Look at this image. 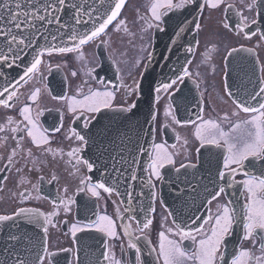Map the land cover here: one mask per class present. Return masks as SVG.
Returning a JSON list of instances; mask_svg holds the SVG:
<instances>
[{
  "label": "snow or ice",
  "instance_id": "snow-or-ice-1",
  "mask_svg": "<svg viewBox=\"0 0 264 264\" xmlns=\"http://www.w3.org/2000/svg\"><path fill=\"white\" fill-rule=\"evenodd\" d=\"M240 3L241 9H237L233 3L227 4L223 11L234 12L236 35L250 40L257 35L256 31L251 30L252 26L258 20H264V0H240ZM223 5L225 0H147L145 12H138L141 32L144 33L141 39L148 40L147 46L141 47L146 56L137 59L135 66L139 68L142 65V75L148 72L154 61L153 41L157 32L169 35L171 31L170 44L176 46L193 27L197 34L202 31L200 19L205 11L211 13L220 10ZM125 6L126 0H92L91 3L89 0H0V80L5 85L0 90V108L16 109L19 104L18 115L21 118L17 121L8 116L6 124H0V132L10 131L13 139L17 140L0 172L12 168L17 173L23 172V168H16V157L23 151L25 138L37 150L51 153L54 158L63 157V149H52L49 145L52 134L61 132L66 118L74 123L80 122L82 126L80 131L74 127L69 129L71 135L66 137L74 138L77 142V146L66 154L68 163L75 169L71 175L76 176L80 172V165L89 173L98 170L97 161L103 169V179L99 181H94L91 175L80 176L73 195H68L69 189L65 187L64 195H57L53 200L51 212L18 207L11 214H0V264H72L60 253L71 252L73 258L77 259L78 249L50 250L49 232L50 228H58L56 218L61 211L65 215L72 213L73 206L77 204L75 197L80 194L89 198L82 205L85 215L83 219L71 223L64 234L70 236L74 244L82 238L97 240L103 250L96 264H264V68H261L259 83L253 91L245 90L244 98L237 97L232 86L225 81L223 93L227 100L222 102L230 101L233 109L225 110L222 115L217 113L215 117H205L204 93L201 92L195 119L191 114L183 120L177 118L178 107L173 108L172 98L182 91L179 86L191 75L187 67H182L169 82L156 86L154 97L153 89L149 88V98L155 103L162 99L161 93L169 99L164 115L170 118L171 124H165L161 131L172 125H191L193 142L199 143V147L195 148L197 156L194 162L187 152L189 140H183L185 156L178 166L176 157L179 153L170 150L165 142H156L155 126L138 134L135 139L120 129L113 130L108 126L97 128L104 118L129 120L127 114H134L138 105L135 102L127 106L115 105L118 87L109 80L99 79L93 74L94 69L83 72V76L90 79H82L73 94L52 96L53 100L63 102L64 110L56 109L59 112L58 125L53 123L45 127L40 123L46 111L40 107V87L31 89L25 101L20 100V87L33 80L37 83L47 80L42 67H46L51 74L52 66L45 65V56L76 53L75 58L83 64V47L107 35L110 25L117 32L123 30L127 33V20L121 18ZM245 13L251 14V19ZM188 16L192 18L188 19ZM220 26L228 33L233 31L228 19H221ZM258 35L264 41V30ZM164 47L168 52L172 51L169 44ZM186 51L192 52L193 49L188 47ZM209 51H215V48ZM241 51L255 56L252 48L243 47L231 48L227 56ZM205 56L207 58L208 53ZM161 58L168 59L163 53ZM60 67L56 65L57 70ZM16 68L21 71L11 76L9 70ZM78 75L77 71L71 72L74 78ZM118 79H121L119 88L124 89V95H141L140 83L128 87L122 78L118 76ZM212 110L216 111L215 108ZM106 113L113 116L106 117ZM150 119L155 125L156 115L150 113ZM225 125L228 126L227 130ZM172 130L175 131V128ZM144 136L151 139L146 141ZM4 139L6 141L7 137ZM177 139H180L178 135ZM93 146L99 155L91 160L84 158L82 153ZM206 146H214L221 153L215 172L209 169L208 174L203 175L199 153ZM172 147L175 148V145ZM23 159L26 164L30 161L35 171H40L37 164L43 162L34 156L31 147ZM7 179V176L0 178V190ZM57 180V175L52 174L47 183L51 185ZM43 182L44 177L40 176L37 183L31 185V190L23 188L12 195L18 197L20 204L31 199H45L41 195ZM30 183L26 176L19 178L21 186ZM163 184L168 187L173 205L180 208L197 207V211L203 207L206 214L184 218L181 213L170 210L160 195L159 185ZM121 187L124 188L123 193L120 192ZM101 190L109 196L116 194L126 198L124 211L128 214L129 222H136L135 228L131 223L123 222L125 217L121 215L119 207L116 217L122 222L120 230L116 220L107 214L106 205L99 210V201L104 199ZM197 199L200 200L199 206L196 205ZM157 202L167 214L161 218L158 240L154 244L150 229L154 225L153 214ZM169 218H172L171 226H168ZM64 223L67 224V221ZM24 225L42 229L40 249H37V242ZM245 244L248 246L245 247ZM126 253H131L134 258H126ZM146 257H151V262Z\"/></svg>",
  "mask_w": 264,
  "mask_h": 264
},
{
  "label": "flooded vegetation",
  "instance_id": "flooded-vegetation-1",
  "mask_svg": "<svg viewBox=\"0 0 264 264\" xmlns=\"http://www.w3.org/2000/svg\"><path fill=\"white\" fill-rule=\"evenodd\" d=\"M245 2H249V0H245ZM146 3L147 0H129L121 15V18L127 20L129 31L127 33L123 30L117 32L114 26L110 27L107 30V35H102L95 42L83 47L85 55L83 64L75 58L76 53H67L63 55L53 54L52 57H44L45 65L51 64L52 66L51 74L48 73L46 67H42L41 69L47 77V80L41 83H37L36 80H33L19 89L22 93L20 100L25 101L31 89L34 87L41 88L40 107L46 109L44 116L40 119L41 124L45 127H49L53 123L58 125L59 112H57L56 109L63 111V102L53 100L52 96H60L65 93L73 94L76 86L81 83L82 79H90L89 77L83 76V72L87 69H94L95 71L93 74L95 76L102 80H109L112 82V85L118 87L117 96L114 101L115 105L127 106L137 101L136 95L131 97L124 95V89L119 88L121 79H118V76L122 78L123 83L128 87H134L136 83L141 82L143 68L142 65L137 68L135 62L137 59L146 56V53L141 51V47H146L148 40L147 38L144 40L141 39L144 33L141 32L138 12L140 14L145 12ZM233 3L236 5L237 9L242 8L240 0H225V5H223L220 10L211 13L205 11L203 17L200 19L202 31L199 34L195 32V34H193V39H191L193 51L190 52L191 56L189 61H191V63L187 65L191 75L185 78V83L183 85L179 86L182 91L175 93L172 98L173 108L178 107V119L183 120L188 114H191L192 119H195V114L199 111L197 101L200 99L201 92L204 93V115L206 118L215 117L217 113L222 115L225 110L231 111L233 109L231 102H222L223 100H227L226 95L223 93V83L225 81L232 86V91L240 98H244L245 90L251 92L254 90V86L259 83V77L262 74L261 68H264V41L259 39V31L255 29L254 25L251 30L256 31L257 35L253 36L250 40L245 39L242 35H236V17L234 12L229 10L225 13L223 11L227 4ZM248 15L251 19V14ZM221 19H228L230 24L233 25V31L231 33L222 29L220 26ZM103 41H107V43H103ZM197 41L199 43H197ZM153 44L155 46L154 41ZM233 47H243L245 49L252 48L255 52V56L241 51L233 53L231 57H228L227 52ZM212 48H215V51H209ZM206 53H208L207 58L205 56ZM56 65L61 66L59 70L56 69ZM225 66H227L226 70ZM117 69H119V73H117ZM213 69H215V71H213ZM72 71H77L79 74L78 77H72ZM45 84L47 85L46 88ZM197 85H199V87H197ZM237 88H239V92H237ZM49 93H51V95H49ZM160 95L162 99L155 105L157 108L155 125L157 129L156 142H165L170 150L179 153L176 157L178 166L185 156L183 140L187 138L189 140L187 152L190 154V158L195 162L197 156L195 148L199 147V143L193 142L191 135L193 129L191 125H172L161 131V128H163L165 124H171V121L170 118H166L164 115V109L169 103L168 96L164 93ZM19 106L18 104L16 109L7 110L0 108V124H6L8 116H12L19 121L21 119L18 115ZM213 108L216 109L215 112H213ZM243 116L244 114L242 113L241 118H243ZM73 127L78 131L82 128L80 122L74 123L66 118L61 132L53 133L50 138L51 143L49 147L52 149H63V157L57 156L54 158L51 153L41 152L32 146L29 140L25 138L22 142L23 151L16 157L18 161L16 168H23V172L17 173L15 168H12L10 171L0 172V178L4 176L8 177L6 181H3V187L2 190H0V214H11L18 207L34 208L45 213L51 212L53 211V200L56 199L57 195H64L63 189L65 187L69 189L68 195H73L75 193L80 176L91 175L95 181L93 172L89 173L83 165L79 166L80 172L76 176L71 175L75 169L68 163L69 158L66 154L71 148L77 146V142L74 138L67 139L66 137L71 135L69 129ZM227 127L228 126L225 125L226 130ZM173 128H175V131L172 130ZM177 135L180 139H177ZM5 137H7L6 141L4 139ZM16 143L17 140L13 139V134L10 131L0 132V169L4 168L7 162V156L10 154L12 148L16 146ZM173 145H175V148L172 147ZM29 147L32 148L34 156L37 157L39 161L43 162L37 164V167L40 168L39 172L34 170L30 161L26 164L25 159H23ZM86 151L87 150L82 153L84 158H87L85 154ZM220 153L221 150L214 146H206L201 149L199 157L202 165L201 173L203 175H207L209 169H211L213 173L215 172ZM29 169H32V171H29ZM52 174L57 175L58 180L49 185L47 181L51 178ZM21 176H26L31 183L23 186L19 185V178ZM40 176L44 177V182L41 184V195L46 198L31 199L24 204H20L18 197H13L12 193L23 190V188L31 190V185L37 183ZM240 178L241 177H237V179ZM162 186L163 185H159L160 195L165 199L170 210L181 213L184 218L193 214H206L203 207H200L199 211H197V207L180 208L179 205H173L167 185L164 184L163 191ZM101 195L104 199L99 201V210H103L106 205L107 214L116 220L118 230H120L119 225L122 222L116 217L117 207H119L121 215H123L126 220L128 215L124 211L125 208L121 198L116 194L109 196L107 193H103L102 190ZM33 196H35V192H33ZM75 198L77 204L73 206L72 213L65 215L63 211H61L60 216L56 218L58 228H50V250L56 251L60 248L77 249L76 244L73 243L70 236L64 233L67 232L68 227H70L71 223L76 219H83L85 213L82 205L85 200L89 198L85 197L84 194H80ZM221 199L223 200L224 197H221ZM114 201L115 204L113 203ZM199 204L200 200L197 199L196 205L199 206ZM89 205L90 207L92 206L91 200H89ZM214 206L215 202L213 204V209ZM166 214L165 208L161 207L159 202H157L156 212L153 214L154 225L153 228L150 229L151 239L154 244L158 240L161 218ZM171 219L172 218H169L168 226H171ZM64 221H67V224H65ZM127 223H131L133 228L136 226L135 221L129 222L127 220ZM187 243L190 242H186V244ZM247 246L248 245L245 244V247ZM117 255H119V249H117ZM60 256L67 257V260L72 261V264H77L78 260L79 264V256L77 253V259L73 258L71 252L60 253ZM126 258L134 257H132L131 253H126ZM45 264H47V262H45Z\"/></svg>",
  "mask_w": 264,
  "mask_h": 264
},
{
  "label": "water",
  "instance_id": "water-1",
  "mask_svg": "<svg viewBox=\"0 0 264 264\" xmlns=\"http://www.w3.org/2000/svg\"><path fill=\"white\" fill-rule=\"evenodd\" d=\"M128 0H126L127 3ZM92 0H89L91 3ZM195 15V13H193ZM191 16H188V19H191ZM175 19V17H174ZM111 26V25H110ZM255 29L259 31L264 30V20H258V23L254 25ZM194 32V27L190 32L185 33L184 38L178 42V45L173 46L170 44L169 36L172 35L171 31H169V35H164L162 33L156 34V45H155V52H154V61L151 67L148 69L147 73L143 74V78L141 81V88L142 93L138 97L137 100V109H134V114L129 113L127 114L130 119L129 120H121L119 118L108 119L104 118L100 120V124L97 125V128H101L103 126L111 127L113 130L120 129L121 131L127 132L129 136L133 139L136 138L138 134H142V132L149 131L153 126L150 119V113L155 114V102L150 100L148 95V90L151 87L153 89L152 96H155L154 88L164 82H169L171 78H174L177 72H180L182 67H186L189 61L191 54H189L186 49L189 47L193 48L191 39L193 38L192 34ZM191 38V39H190ZM169 44L172 47V51L168 52L164 45ZM182 45V46H181ZM70 46V45H69ZM161 53L164 54L165 57H168L167 60L161 58ZM30 59V57H29ZM11 71V76H16L18 72L21 71L20 68H16L15 70ZM4 81L0 80V90L4 87ZM106 117L113 116L112 113H106ZM144 140H150L149 136H144ZM94 149V157L96 158L99 153L97 152V148L93 146ZM97 178L102 180L103 177L101 172L103 169L99 165V161H97ZM110 183V181H109ZM139 190L138 182H137V191ZM147 192V190H145ZM120 192H124V188H120ZM123 198V203H126L125 197ZM148 201L145 199V205H147ZM134 206L136 201L133 202ZM126 205V204H125ZM127 206V205H126ZM140 219H143L142 214L140 215ZM23 224V221H21ZM26 231L34 238L37 242V249L41 248L39 243L40 238L42 237V229L35 227L34 225H24ZM79 249H80V258L83 260L85 264H90L92 261L96 260V253L101 254L102 248L97 240L92 238L84 239L82 238L79 242ZM149 262H151V257H146Z\"/></svg>",
  "mask_w": 264,
  "mask_h": 264
}]
</instances>
